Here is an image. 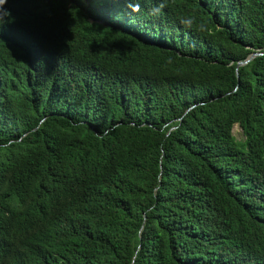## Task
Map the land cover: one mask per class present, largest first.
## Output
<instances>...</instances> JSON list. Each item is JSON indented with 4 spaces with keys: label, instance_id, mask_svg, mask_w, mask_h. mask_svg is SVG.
<instances>
[{
    "label": "trees",
    "instance_id": "obj_1",
    "mask_svg": "<svg viewBox=\"0 0 264 264\" xmlns=\"http://www.w3.org/2000/svg\"><path fill=\"white\" fill-rule=\"evenodd\" d=\"M4 7L0 264H264V0Z\"/></svg>",
    "mask_w": 264,
    "mask_h": 264
},
{
    "label": "clouds",
    "instance_id": "obj_2",
    "mask_svg": "<svg viewBox=\"0 0 264 264\" xmlns=\"http://www.w3.org/2000/svg\"><path fill=\"white\" fill-rule=\"evenodd\" d=\"M6 4L7 0H0V33L7 26V21L11 17V13L4 7Z\"/></svg>",
    "mask_w": 264,
    "mask_h": 264
},
{
    "label": "rangeland",
    "instance_id": "obj_3",
    "mask_svg": "<svg viewBox=\"0 0 264 264\" xmlns=\"http://www.w3.org/2000/svg\"><path fill=\"white\" fill-rule=\"evenodd\" d=\"M233 133L238 140L244 139L243 131L239 125L234 126Z\"/></svg>",
    "mask_w": 264,
    "mask_h": 264
},
{
    "label": "water",
    "instance_id": "obj_4",
    "mask_svg": "<svg viewBox=\"0 0 264 264\" xmlns=\"http://www.w3.org/2000/svg\"><path fill=\"white\" fill-rule=\"evenodd\" d=\"M259 55H262V54L255 53V54L251 55V57H250L248 60H246L245 62L240 63L239 65H245V64H248V63H249L250 61H252L256 56H259Z\"/></svg>",
    "mask_w": 264,
    "mask_h": 264
}]
</instances>
